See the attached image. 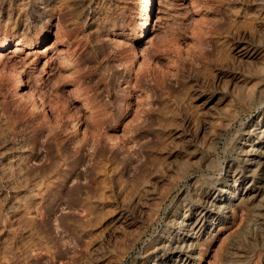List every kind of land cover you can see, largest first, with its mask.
Masks as SVG:
<instances>
[{
	"label": "rangeland",
	"instance_id": "1",
	"mask_svg": "<svg viewBox=\"0 0 264 264\" xmlns=\"http://www.w3.org/2000/svg\"><path fill=\"white\" fill-rule=\"evenodd\" d=\"M160 1L0 0V264H264V0Z\"/></svg>",
	"mask_w": 264,
	"mask_h": 264
},
{
	"label": "bare ground",
	"instance_id": "2",
	"mask_svg": "<svg viewBox=\"0 0 264 264\" xmlns=\"http://www.w3.org/2000/svg\"><path fill=\"white\" fill-rule=\"evenodd\" d=\"M157 2H158V4H159V6H160V4H161V1L160 0H156ZM153 2H154V0H153ZM153 4H155L156 5V2H154ZM155 5H150L149 6V8L147 9V11H146V13H145V15H144V17H142L143 19H141V21H140V23H139V28H138V34H137V37L138 38H141L142 36H144L145 35V33H146V31H147V29H148V22L149 21H151L152 20V17L154 16V9H155ZM240 49H241V51H245V50H243L244 49V47H240ZM15 78H17L15 81H14V86H15V88H22V87H24V78L22 77V75L21 74H18ZM254 162V161H253ZM256 162V161H255ZM262 165H263V163H262ZM264 189V188H263ZM261 194H263L262 196H261V198L259 199V201H261V202H259L260 204H259V207H258V211H257V213L256 214H258L257 215V217L255 216V219L251 222V231L249 232V234H248V237L249 238H251V236H254V232L256 231V230H260V228L262 227V228H264V224H263V220H262V218L260 217V216H264V192L263 193H261ZM261 194H259V195H261ZM199 195V194H198ZM202 198H200V196H197V200H201ZM202 202H204V201H202ZM181 203H182V201H181ZM183 203H184V201H183ZM179 204V203H178ZM178 204H177V206H178ZM258 206V205H257ZM256 206V207H257ZM204 208V210H205V213L206 212H208V211H206V210H208V209H205V207H203ZM226 208V205H222V204H219V205H217L216 206V210H214L213 209V211H215V212H217V213H220V212H222V211H224V209ZM175 212V211H174ZM173 213V212H172ZM205 213L203 214H201V216H200V218H198V219H195V221H194V223H193V225H196L197 223H198V221L199 220H202L203 219V216L205 215ZM174 218V217H173ZM183 218V217H182ZM264 218V217H263ZM184 220L185 219H182V222H184ZM174 224V223H173ZM263 230V229H262ZM258 233V232H257ZM260 233H262V232H260ZM186 234V233H185ZM263 234H264V232H263ZM167 237V236H166ZM169 237V236H168ZM167 237V238H168ZM257 237V236H256ZM255 237V238H256ZM259 237V236H258ZM263 237H264V235H263ZM166 239V238H165ZM169 239V238H168ZM163 240V239H162ZM250 240V239H249ZM159 241V240H158ZM169 242V241H168ZM262 242H263V240H262ZM159 243V242H158ZM162 244V243H161ZM160 244V245H161ZM165 244V243H164ZM171 243H168V245H170ZM172 246V245H171ZM178 248V247H177ZM162 250H164V249H162ZM171 250V249H170ZM173 250H174V248H173ZM176 250V249H175ZM180 250V249H179ZM236 250H238V249H236ZM166 251V250H165ZM240 251V250H239ZM238 253V251H235V254H237ZM234 254V255H235ZM242 254V253H241ZM160 256L158 255V253H156L154 256H153V258L152 259H150L151 260V264H159L160 263ZM234 258V257H233ZM239 259V258H238ZM236 261V260H235ZM239 261V260H238ZM150 262V261H149ZM228 264H234L233 263V261H231L230 263H228Z\"/></svg>",
	"mask_w": 264,
	"mask_h": 264
}]
</instances>
